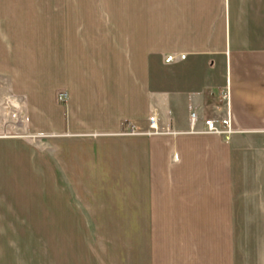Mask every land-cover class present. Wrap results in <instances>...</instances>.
<instances>
[{
    "label": "crops",
    "instance_id": "crops-1",
    "mask_svg": "<svg viewBox=\"0 0 264 264\" xmlns=\"http://www.w3.org/2000/svg\"><path fill=\"white\" fill-rule=\"evenodd\" d=\"M2 92L56 155L64 234L0 242V264H264V0H0Z\"/></svg>",
    "mask_w": 264,
    "mask_h": 264
},
{
    "label": "rangeland",
    "instance_id": "rangeland-1",
    "mask_svg": "<svg viewBox=\"0 0 264 264\" xmlns=\"http://www.w3.org/2000/svg\"><path fill=\"white\" fill-rule=\"evenodd\" d=\"M3 96L19 105L25 101L23 96L11 92H2L0 97ZM5 100L0 101V242L9 247L12 241L20 239L44 241L47 233H56V237L61 238L63 231L45 229L51 199L49 192L62 189L61 179H56L52 186L47 174V165L52 159L46 148L45 136H33L29 129L14 124L10 106L4 103ZM3 114H6V119ZM18 114L22 115L23 110ZM20 122L24 123V118ZM77 154L87 155L82 149ZM54 156L52 161L55 163Z\"/></svg>",
    "mask_w": 264,
    "mask_h": 264
},
{
    "label": "built area",
    "instance_id": "built-area-1",
    "mask_svg": "<svg viewBox=\"0 0 264 264\" xmlns=\"http://www.w3.org/2000/svg\"><path fill=\"white\" fill-rule=\"evenodd\" d=\"M172 56H168L164 59V63H170L173 61ZM184 56H179V59H183ZM212 95V93H211ZM216 98L218 99L219 103H224L227 105L228 103V91L223 90L218 93H216ZM6 100L4 103H7L10 107V111L13 114L14 122L20 123V120H22V117L19 115H16V111H18L19 103L15 102L13 99L5 98ZM57 102L61 104H65L67 101V95L64 92H59L56 95ZM10 102V104L8 103ZM21 103V102H20ZM189 120V133L194 134H205V135H214L222 137L225 142H227L232 134L235 133V131L232 129L231 121L228 116L225 118L219 119V120H213V119H204L202 120L201 124L203 129L200 131H195L194 126L197 122V116L195 113L191 112L188 117ZM147 135H161V134H170L168 129H160L157 125L155 115H151L148 118V131L144 132ZM128 135H137L140 134V132L136 131L132 126L129 127L128 131L126 132Z\"/></svg>",
    "mask_w": 264,
    "mask_h": 264
},
{
    "label": "bare ground",
    "instance_id": "bare-ground-1",
    "mask_svg": "<svg viewBox=\"0 0 264 264\" xmlns=\"http://www.w3.org/2000/svg\"><path fill=\"white\" fill-rule=\"evenodd\" d=\"M10 104V103H9Z\"/></svg>",
    "mask_w": 264,
    "mask_h": 264
}]
</instances>
